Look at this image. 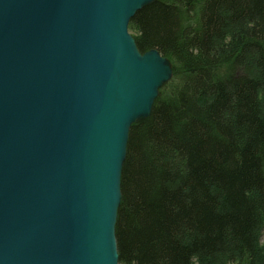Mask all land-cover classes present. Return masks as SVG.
Instances as JSON below:
<instances>
[{
    "label": "water",
    "instance_id": "obj_1",
    "mask_svg": "<svg viewBox=\"0 0 264 264\" xmlns=\"http://www.w3.org/2000/svg\"><path fill=\"white\" fill-rule=\"evenodd\" d=\"M155 0H0V264H119L131 127L173 76L129 32Z\"/></svg>",
    "mask_w": 264,
    "mask_h": 264
},
{
    "label": "trees",
    "instance_id": "obj_2",
    "mask_svg": "<svg viewBox=\"0 0 264 264\" xmlns=\"http://www.w3.org/2000/svg\"><path fill=\"white\" fill-rule=\"evenodd\" d=\"M129 32L173 76L130 129L119 264H264V0H155Z\"/></svg>",
    "mask_w": 264,
    "mask_h": 264
}]
</instances>
